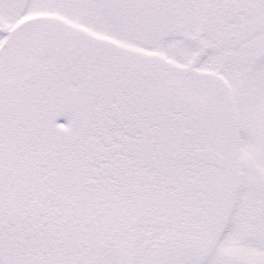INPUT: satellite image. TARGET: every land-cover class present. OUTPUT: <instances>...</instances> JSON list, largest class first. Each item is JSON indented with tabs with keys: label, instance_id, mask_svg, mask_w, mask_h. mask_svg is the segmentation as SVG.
<instances>
[{
	"label": "snow or ice",
	"instance_id": "snow-or-ice-1",
	"mask_svg": "<svg viewBox=\"0 0 264 264\" xmlns=\"http://www.w3.org/2000/svg\"><path fill=\"white\" fill-rule=\"evenodd\" d=\"M0 264H264V0H0Z\"/></svg>",
	"mask_w": 264,
	"mask_h": 264
}]
</instances>
